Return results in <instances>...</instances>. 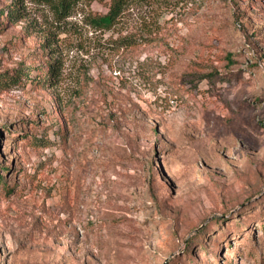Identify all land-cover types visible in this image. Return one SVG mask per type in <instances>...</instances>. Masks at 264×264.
<instances>
[{
  "label": "rangeland",
  "instance_id": "obj_1",
  "mask_svg": "<svg viewBox=\"0 0 264 264\" xmlns=\"http://www.w3.org/2000/svg\"><path fill=\"white\" fill-rule=\"evenodd\" d=\"M17 1L0 0V264H264V0H149L105 33L94 2L55 58L53 17L20 0L10 24Z\"/></svg>",
  "mask_w": 264,
  "mask_h": 264
},
{
  "label": "trees",
  "instance_id": "obj_2",
  "mask_svg": "<svg viewBox=\"0 0 264 264\" xmlns=\"http://www.w3.org/2000/svg\"><path fill=\"white\" fill-rule=\"evenodd\" d=\"M110 1V8L105 15H92L87 24L96 31L110 32L115 26H118L126 18L127 12L136 5H143L149 0H37L39 6H43L53 17L51 30L43 36L44 42L42 48L49 49L51 57L55 58L58 54L59 36L67 32L68 20L81 7L90 8L94 2ZM25 12L21 11V1L16 2L15 8L8 12V22L17 24L25 20ZM128 38L121 37L117 42L121 47L126 46ZM132 45V43H129ZM62 64L57 58L53 64L49 66V79L44 80V86L54 89L58 86V80L62 75ZM60 98L56 96V102L59 103Z\"/></svg>",
  "mask_w": 264,
  "mask_h": 264
}]
</instances>
